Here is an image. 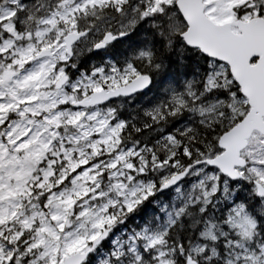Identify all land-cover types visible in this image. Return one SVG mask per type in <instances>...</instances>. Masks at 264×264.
<instances>
[{
	"label": "snow or ice",
	"instance_id": "6c2138e0",
	"mask_svg": "<svg viewBox=\"0 0 264 264\" xmlns=\"http://www.w3.org/2000/svg\"><path fill=\"white\" fill-rule=\"evenodd\" d=\"M0 264H264V0H0Z\"/></svg>",
	"mask_w": 264,
	"mask_h": 264
}]
</instances>
